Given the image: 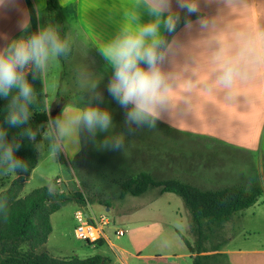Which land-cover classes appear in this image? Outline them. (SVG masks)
<instances>
[{
    "label": "crops",
    "instance_id": "obj_1",
    "mask_svg": "<svg viewBox=\"0 0 264 264\" xmlns=\"http://www.w3.org/2000/svg\"><path fill=\"white\" fill-rule=\"evenodd\" d=\"M30 1L37 14L38 26L53 24L57 27L55 17L51 16L48 10L47 0ZM59 2L69 26L66 38L69 51L65 66L61 61L54 63L49 74H52L55 67L56 74L48 75L46 83H43L47 103L60 97L67 101L71 94L87 98L89 93L81 86L94 76L92 71L99 72L101 77L109 82L112 69L101 56L100 49L122 27L133 29L135 25L130 21L129 14L139 11L136 8L137 0H59ZM195 2L197 11L191 15L178 7L177 0H171V10L179 15V20L174 32L168 33L162 29L170 50L161 68L171 78L172 97L167 102L166 110L157 119V123H161L165 131L167 129L173 132L176 137L173 141L177 143L184 144L183 139H192L195 143L206 142L211 148L233 150L242 155L264 156V0H195ZM150 19L146 13H141V22L147 23ZM31 29L27 0H3L0 4V48L19 34L27 36ZM226 73L229 75L227 84L224 83ZM49 82L56 87L53 99L48 94ZM78 107L82 105L68 104L66 110L72 109L75 112ZM81 140L82 144L78 150L84 149L82 137ZM215 164L217 168H199L196 171L197 176L204 177L207 182L224 180L231 171L227 170L225 165ZM247 164L246 169L241 172L243 175L239 174L245 178L243 184L252 178H258L255 172L250 174L249 171L252 166L257 169L258 166ZM183 170L186 175L197 177L190 171ZM183 170H180L179 174ZM148 173L155 177L154 172ZM16 178L17 175L12 176L11 183ZM155 178L180 180L205 190L224 188V186L203 188L179 175L173 178ZM66 185L70 187L69 183ZM75 186L79 188L70 189L81 190L80 192L88 196L82 180L76 178ZM262 186L264 188L263 183ZM163 194L160 191L151 195L148 202L153 203L148 206L141 203L135 211L147 208L146 215L159 213L158 206L153 204ZM261 199L249 209L258 206L261 208ZM261 203L264 204L263 201ZM61 211L62 209L51 216L52 225ZM126 222H129L131 232H139L142 236L135 241L134 254L128 250L123 251L120 256L103 252L101 249L107 242L113 249H117V246L108 239L104 240L102 245L93 246L94 251L98 250L97 247H100V250L98 253L92 252L87 258L103 255L111 259V264H194L193 257L196 254L189 252L179 235L173 250L163 248L158 250V247L154 249L151 246L154 243L153 237L144 238L158 232L154 230L155 225L147 222L135 228L132 221ZM161 222L175 230L172 222L165 220ZM126 233L125 231V235ZM53 234L54 226L47 244L51 253L49 243ZM57 245L62 248L63 241L59 240ZM220 253L227 264H264V245H256L248 239L233 247H225ZM208 254L204 252L201 255Z\"/></svg>",
    "mask_w": 264,
    "mask_h": 264
},
{
    "label": "rangeland",
    "instance_id": "obj_2",
    "mask_svg": "<svg viewBox=\"0 0 264 264\" xmlns=\"http://www.w3.org/2000/svg\"><path fill=\"white\" fill-rule=\"evenodd\" d=\"M189 14L193 15V13ZM20 36L25 35L19 34L14 38ZM56 72L55 67L52 74L48 73V75L53 76ZM92 73L94 76H91L81 86L89 93V96L83 98L71 94L67 97V101L61 99L62 97L57 98L56 101H48L52 108L51 114L53 115L60 106L61 109L63 106L66 109L68 104L79 103L83 106L91 98V85L96 82L98 83L96 91L102 94L103 100L93 101V103H99L101 108H107L110 111L114 124L112 134L123 133L125 135V148L120 151L102 148L101 143L108 133H98L95 140L90 139L87 133H82L84 149L78 150L82 140L79 144L69 143L64 152H61L64 158L62 162L58 156L49 153L46 141L42 142L41 147L37 148V167L26 182L22 196H26L33 190L42 187H49L55 193L75 191L71 190L70 187L79 188L75 186V179L77 178L85 184L87 198L93 202L85 207H81L76 203L63 207L60 215L54 219V225H52L54 226V234L49 243L52 253L47 245L46 249L56 258L78 256L84 259L92 252L97 251L98 253L100 247H97L98 250L94 251L93 246L78 240L75 236L76 220L74 214L80 208L97 219L102 216L107 217L110 224L106 228V234L110 242L117 246V249H113L107 242V245L101 250L115 256H120L125 250L134 254L136 252L135 241L142 238L139 232H131L128 226L129 222L126 221H132L135 228H137V225L147 222L155 225L154 230L158 232L146 235L144 238L153 237L154 243L151 246L154 249L158 247V250H162V248L163 250H173L175 241L179 239L177 238L179 233L182 234L196 248L209 253L210 256L206 264H227L220 251L225 247L238 245L245 239L256 245H264V204L261 203L264 202V195L261 197V208H258V206L238 212L229 223L223 225L205 223L201 236L192 222L184 201L175 194L164 193L159 196L156 203L153 204L158 206L159 213L150 215L145 214L147 208L141 211L135 210L141 203L147 206L151 205L153 202H148L151 199L150 196L160 193V189H154L141 197L129 195L121 199V181L136 176L142 171H152L157 178H173L179 175L203 188H218L230 186L231 184L243 185L245 178L240 177L239 174L246 169L247 163H250L258 166L257 169V167L251 165L250 174L255 172L264 185V156L260 154L255 156L242 155V153L233 150L227 149L224 151L221 148H211L206 142V144L202 142L195 143L192 139H183L184 144L177 143V141H173V138H176L173 132L167 129L165 131L161 123L159 124L157 121L155 128L144 126L136 128L134 133L128 134V128L124 123L125 109L121 108L109 95L107 91L108 81L104 80L99 72L92 71ZM49 84L47 85L48 94L53 99L55 98L54 90L56 87L50 82ZM72 90H74L73 87ZM67 111L70 114L74 113L72 109ZM133 128H135V125H133ZM65 152L67 156H65ZM75 153H77L76 156ZM215 163L225 165L226 169L233 173L230 172L224 180L213 182H207L204 177L197 176L196 171L199 168H217ZM183 169L190 171L197 177L186 175ZM180 170H183L181 174H179ZM12 176H16V174H0V192L9 187ZM67 183L70 184V187H67ZM107 203L111 206L110 208L107 207ZM108 208L109 211H107ZM177 211L179 212L176 214ZM161 220L172 222L175 225V230L172 227L165 226ZM117 229L126 231V235L117 238L115 234ZM59 240L63 241L62 248L57 245Z\"/></svg>",
    "mask_w": 264,
    "mask_h": 264
},
{
    "label": "clouds",
    "instance_id": "obj_3",
    "mask_svg": "<svg viewBox=\"0 0 264 264\" xmlns=\"http://www.w3.org/2000/svg\"><path fill=\"white\" fill-rule=\"evenodd\" d=\"M177 5L188 13L197 11L195 0H177ZM136 8L139 11L129 14L135 27H122L100 49L101 56L112 69L107 91L125 109L124 123L128 134L144 126L155 128L157 119L172 97L171 78L161 68L170 50L162 29L174 32L179 20V15L171 10V0H137ZM142 12L151 17L147 23L141 22ZM68 51L66 40L53 24L38 26L30 35L11 39L0 48V98L9 101L5 116L7 125H29L22 135L33 142L35 148L46 141L53 156L64 152L69 143L79 144L82 133H87L92 140L98 133H108L101 147L123 150L125 135L112 134L114 124L110 111L101 108L99 103H93L103 100L102 94L96 91V82L91 85V98L74 113L62 108L53 117L51 106L45 102L41 111L48 117L46 124L37 129L29 124L38 97L34 85L27 78L28 73L31 72L33 80L46 83L52 65L65 57ZM228 82L226 73L224 83ZM38 134L40 142L36 141ZM7 137L8 129L0 126V174L28 173L29 163L16 155L21 145ZM8 213L7 200L0 196V215L7 219Z\"/></svg>",
    "mask_w": 264,
    "mask_h": 264
},
{
    "label": "trees",
    "instance_id": "obj_4",
    "mask_svg": "<svg viewBox=\"0 0 264 264\" xmlns=\"http://www.w3.org/2000/svg\"><path fill=\"white\" fill-rule=\"evenodd\" d=\"M27 3L32 33L38 28V18L31 1L27 0ZM47 6L55 17L61 36L66 40L69 26L59 0H47ZM67 55L60 58L63 66L66 64ZM27 78L34 85L38 97L29 121V124L37 129L42 123L46 124L48 119L41 111L47 102V95L44 92V84L39 79L33 80L31 72ZM8 102L0 98V126L8 129L9 141L15 140L21 145L16 155L29 163V172L16 174L17 178L12 181L10 187L0 193V196L6 198L9 206L7 219L0 215V264H111V259L103 255H93L85 259L78 256L56 258L46 249L53 232L51 216L68 204L76 203L85 207L93 202L80 191L55 193L49 187L38 188L22 196L26 182L37 167L38 152L33 142L22 135L29 125L21 127L7 125L5 116ZM36 141H41L39 134ZM58 157L61 162L64 161L61 153ZM120 189L121 199L129 195L141 197L153 189H160L162 194L172 193L179 196L191 214L192 222L200 236L205 223L216 225L229 223L236 213L254 206L264 195L262 183L256 177L243 185L205 190L180 180H157L148 172H141L135 177L121 181ZM107 207L111 206L107 203ZM179 235L189 252L196 254L193 257L194 264H206L210 255H201L206 251L196 248L182 234ZM100 244L102 245L103 241Z\"/></svg>",
    "mask_w": 264,
    "mask_h": 264
},
{
    "label": "built area",
    "instance_id": "obj_5",
    "mask_svg": "<svg viewBox=\"0 0 264 264\" xmlns=\"http://www.w3.org/2000/svg\"><path fill=\"white\" fill-rule=\"evenodd\" d=\"M76 224L74 228L75 236L78 240L85 242L90 246L99 245L101 241L108 240L106 228L109 227V220L102 216L97 219L90 216L89 213L84 212L82 208L77 210L74 214ZM116 237L125 235L122 229L115 230Z\"/></svg>",
    "mask_w": 264,
    "mask_h": 264
},
{
    "label": "water",
    "instance_id": "obj_6",
    "mask_svg": "<svg viewBox=\"0 0 264 264\" xmlns=\"http://www.w3.org/2000/svg\"><path fill=\"white\" fill-rule=\"evenodd\" d=\"M60 109H61V106L60 107H58V109H56V111L54 112V114H53V117H55V115L60 111ZM45 123H42L41 125H44ZM42 130V129H41ZM108 210H109V208H108Z\"/></svg>",
    "mask_w": 264,
    "mask_h": 264
}]
</instances>
